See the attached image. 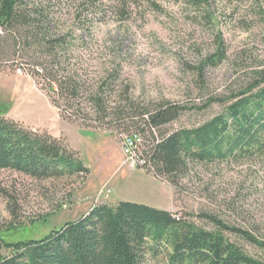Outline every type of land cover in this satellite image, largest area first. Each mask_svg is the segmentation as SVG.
<instances>
[{"label":"rangeland","instance_id":"obj_1","mask_svg":"<svg viewBox=\"0 0 264 264\" xmlns=\"http://www.w3.org/2000/svg\"><path fill=\"white\" fill-rule=\"evenodd\" d=\"M51 11V27L71 32V61L90 81L117 68L109 104L121 107L124 120L93 127L63 119L31 67L0 56L3 116L63 138L89 170L36 179L0 169V239H37L93 205L126 200L185 216L209 230L215 225L205 215H212L264 240V159L190 162L182 177L171 179L133 166L121 135L143 127L145 139L154 141L197 126L254 83L264 68V0H72L56 3ZM219 50L224 58L217 65L201 67ZM162 103L185 108L149 133L139 115ZM224 234L264 261L263 249L232 232ZM0 253L7 250L1 247Z\"/></svg>","mask_w":264,"mask_h":264},{"label":"trees","instance_id":"obj_2","mask_svg":"<svg viewBox=\"0 0 264 264\" xmlns=\"http://www.w3.org/2000/svg\"><path fill=\"white\" fill-rule=\"evenodd\" d=\"M68 1L72 0H0V56L31 67L32 76L38 84H46L51 104L63 119L93 127L111 121L119 124L124 113L121 107L109 104L116 92L117 68L100 80L90 81L71 61L75 46L71 32L61 33L50 25L52 6ZM189 1L201 4L206 0ZM223 58L219 50L201 67L217 65ZM255 80L228 97L221 112L197 126L173 130L154 141L145 139L143 127L122 133V138L139 135V167L171 179L182 177L190 162L264 159V68L256 72ZM126 100L131 101L128 96ZM184 108L162 103L139 117L149 133H154ZM3 113L0 109V169L36 179L88 173V167L63 138L27 127ZM205 216L215 229L138 202L97 204L40 238L15 242L0 239V248L7 250L0 253V264H149L159 258L165 264H264L230 241L224 231L263 250L264 240L212 215Z\"/></svg>","mask_w":264,"mask_h":264},{"label":"built area","instance_id":"obj_3","mask_svg":"<svg viewBox=\"0 0 264 264\" xmlns=\"http://www.w3.org/2000/svg\"><path fill=\"white\" fill-rule=\"evenodd\" d=\"M140 142L141 137L139 135H127L122 138V149L124 155L133 166L142 165V162L139 161V158L136 155V150H138Z\"/></svg>","mask_w":264,"mask_h":264}]
</instances>
